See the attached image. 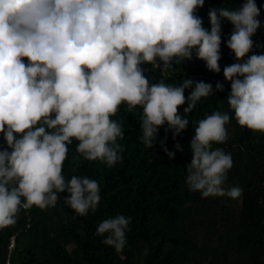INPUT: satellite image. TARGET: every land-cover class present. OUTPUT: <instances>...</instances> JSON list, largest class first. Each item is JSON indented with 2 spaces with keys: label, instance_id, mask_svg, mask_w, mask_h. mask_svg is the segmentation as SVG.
<instances>
[{
  "label": "clouds",
  "instance_id": "obj_1",
  "mask_svg": "<svg viewBox=\"0 0 264 264\" xmlns=\"http://www.w3.org/2000/svg\"><path fill=\"white\" fill-rule=\"evenodd\" d=\"M205 0H0V132L9 147L0 148V226L13 224L21 207L54 206L58 193L77 214L95 210L100 184L89 176L62 173L73 138L87 159L109 167L122 159L125 133L113 116L122 102L143 107L142 135L151 148L159 126L167 122L173 137L189 125L201 97L222 91L224 83L183 78L181 83L151 82L144 62L164 71L174 61L202 59L219 73L222 22L233 25L226 40L236 61L223 67L231 82L228 102L240 125L264 131V52L253 36L264 24L256 0L239 8L210 7V28L197 14ZM27 57V61L23 58ZM243 58V59H241ZM191 91L185 96V89ZM187 106L183 113L178 105ZM54 114V115H53ZM230 113L216 110L200 119L190 140L192 159L186 183L202 196L238 198L239 184L225 186L233 165L230 152L212 142L228 138ZM21 134V135H16ZM161 146L174 157L164 140ZM175 148L182 149L179 141ZM23 198V199H22ZM131 216L103 219L98 234L117 251L126 244Z\"/></svg>",
  "mask_w": 264,
  "mask_h": 264
},
{
  "label": "trees",
  "instance_id": "obj_2",
  "mask_svg": "<svg viewBox=\"0 0 264 264\" xmlns=\"http://www.w3.org/2000/svg\"><path fill=\"white\" fill-rule=\"evenodd\" d=\"M244 0H205L197 14L210 28L208 11L214 6L239 8ZM257 6L264 0H256ZM259 18L264 21V7ZM233 25L222 22L221 71L209 70L202 59L174 61V70L164 71L144 62L145 75L151 82L181 83L183 78L224 83L222 91L201 97L190 113L189 125L173 137L167 122L151 148L139 139L142 135L143 107L131 108L122 102L113 118L122 123L125 135L118 138L124 147L122 159L111 167L105 161L87 159L77 151L73 138L63 162L66 179L73 175L89 176L100 184L101 200L95 210L80 215L64 199L67 190L58 193L54 206L21 207L15 223L0 226V264H264V131L240 125L228 102L231 82L225 80L223 67L236 61L227 46ZM264 45V24L253 36ZM252 52H264V46ZM27 61V57L23 58ZM243 59V58H241ZM191 91L185 89V96ZM187 106L178 105L183 113ZM220 110L230 113L226 123L228 138L212 142L230 152L233 165L227 170L225 186L239 184L242 195L202 196L186 183V164L192 159L190 140L200 119ZM54 115V114H53ZM21 135V134H16ZM169 150L168 157L160 141ZM182 145L175 148L176 142ZM9 147L0 132V148ZM23 199V198H22ZM131 216L126 244L117 251L104 243L108 233L98 234V224L110 216Z\"/></svg>",
  "mask_w": 264,
  "mask_h": 264
}]
</instances>
